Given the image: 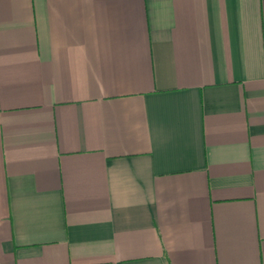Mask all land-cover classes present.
I'll return each mask as SVG.
<instances>
[{"label":"crops","instance_id":"crops-1","mask_svg":"<svg viewBox=\"0 0 264 264\" xmlns=\"http://www.w3.org/2000/svg\"><path fill=\"white\" fill-rule=\"evenodd\" d=\"M0 264H264V0H0Z\"/></svg>","mask_w":264,"mask_h":264}]
</instances>
